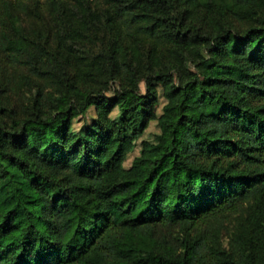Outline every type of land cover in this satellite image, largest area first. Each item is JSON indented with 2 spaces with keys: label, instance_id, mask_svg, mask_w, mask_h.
I'll return each instance as SVG.
<instances>
[{
  "label": "trees",
  "instance_id": "16d2710c",
  "mask_svg": "<svg viewBox=\"0 0 264 264\" xmlns=\"http://www.w3.org/2000/svg\"><path fill=\"white\" fill-rule=\"evenodd\" d=\"M0 264H264V0H0Z\"/></svg>",
  "mask_w": 264,
  "mask_h": 264
},
{
  "label": "rangeland",
  "instance_id": "374dc122",
  "mask_svg": "<svg viewBox=\"0 0 264 264\" xmlns=\"http://www.w3.org/2000/svg\"><path fill=\"white\" fill-rule=\"evenodd\" d=\"M238 4H245L247 0H234ZM26 11L19 12L20 17L22 19L21 24L23 31L25 30L27 33H30L34 36L39 35V28L43 30L42 39L47 38L48 36L51 37V40H54V33H56L55 27L49 28V17L50 15L47 14V11L42 9L41 16L43 19L38 22L34 16V6L33 1H25ZM13 82H12V91L9 92L8 100H4L7 105L13 106H20L23 103V106L30 109V98L32 95V90L29 86L25 87L23 83V78L19 75V70L16 69L15 75H11ZM117 89V86H115ZM139 88L141 92H144V82L140 81ZM157 102L154 105V111L158 119H167L169 116V110L165 103V99L161 95V88L160 86L157 87ZM53 98V95H50ZM117 110H114L112 115H116ZM95 111L93 107L87 111L84 116H79L72 121V128L78 129L84 123H90V121L94 118ZM159 132L157 120H152L149 122L148 126L144 129L141 137L134 141V142H125L123 144L117 145L115 143H109L108 146L111 149L118 148L119 151L124 155V162L123 166L128 172V174L133 176H140L142 171L139 167L133 166L132 161L135 157L140 156L144 153L145 156H155L158 152L163 148L165 142L163 140H155V135ZM155 140V141H154ZM154 143L155 149L151 150H142L143 143ZM229 227H232L229 226ZM222 245L225 246L227 243V234L224 232L222 234L221 239Z\"/></svg>",
  "mask_w": 264,
  "mask_h": 264
}]
</instances>
